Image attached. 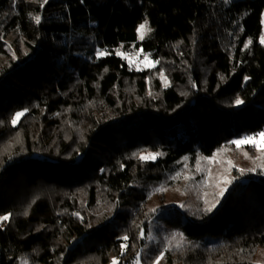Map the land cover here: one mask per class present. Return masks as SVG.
Returning a JSON list of instances; mask_svg holds the SVG:
<instances>
[{"label":"trees","instance_id":"16d2710c","mask_svg":"<svg viewBox=\"0 0 264 264\" xmlns=\"http://www.w3.org/2000/svg\"><path fill=\"white\" fill-rule=\"evenodd\" d=\"M263 15L264 0H0V264H264V170L235 169L223 197L179 176L264 130Z\"/></svg>","mask_w":264,"mask_h":264},{"label":"rangeland","instance_id":"374dc122","mask_svg":"<svg viewBox=\"0 0 264 264\" xmlns=\"http://www.w3.org/2000/svg\"><path fill=\"white\" fill-rule=\"evenodd\" d=\"M263 25H264V15H263ZM262 36H264V29ZM123 54L125 55V52ZM138 57L139 59L137 58L135 60L136 63H138V66L151 68L147 66V62L151 60H149L148 58H143V56L141 55H138ZM162 74H163V78H162ZM160 76L163 87L170 85V79L165 75V72L160 73ZM262 132H264V130ZM262 143H264V141H262ZM149 154L151 153H145L144 155L146 156ZM208 161L203 162L201 164L198 163L196 167L198 170L196 171V173L195 172L191 173L190 171H184L182 174H179L182 180L181 183H186V181L190 182L191 180L193 181L196 177L199 176L198 174L200 172H204L205 174H208L206 180L207 183L210 184L209 192L211 194L215 193L219 195L220 189L222 187H227L228 189V187L230 186V184L225 185L223 181L232 180L235 169L239 170L242 168L244 169V172H249V169H255V171L264 170V159H262L261 151L258 150L257 148L252 147L250 144H245L240 147H237L235 144L234 146H224L221 149H219L213 157L209 158ZM229 161L231 162V165L229 164ZM203 169H205V171H202ZM179 191L180 190H173L172 194L178 195ZM153 236L154 234L152 233L149 235V238L151 239L153 238ZM138 260H139V264H143V262L140 259ZM258 260H260V262L264 261L263 250L259 251ZM134 264H137V261Z\"/></svg>","mask_w":264,"mask_h":264},{"label":"snow or ice","instance_id":"6c2138e0","mask_svg":"<svg viewBox=\"0 0 264 264\" xmlns=\"http://www.w3.org/2000/svg\"><path fill=\"white\" fill-rule=\"evenodd\" d=\"M43 3H47V0H43ZM41 6H43V4H41ZM32 19L35 21V23L37 25H39L41 23V16L40 15H35L34 17H32ZM138 31L141 33V39L144 38V33L146 31H151V29L149 28L148 26V22L147 20H145L144 23L140 24L139 25V28H138ZM260 43L261 44H264V36H261L260 37ZM248 44H252V41L249 40L248 41ZM118 55H124L123 53H117ZM97 56H104L106 55L105 52L103 51H98L96 53ZM124 58H128L127 56H125ZM156 63H159V61H155V62H152V61H149L147 62V66L148 67H154ZM139 70V69H138ZM162 78H163V74H162ZM166 79V78H165ZM247 79V78H246ZM244 103V101L242 99H240L239 97L236 98L235 100V104L237 106L239 105H242ZM27 112V109L23 110V111H19V112H16L12 118V121L11 123L15 126L21 117H23L25 115V113ZM262 141H264V132H260L258 133L257 135H253V136H245L243 139H238V140H234L232 141L233 144H235L237 147H240L242 145H245V144H250L252 147L254 148H257L258 150L261 151V154H262V159H264V143H262ZM160 155L158 153H151L149 155H141L139 158L141 160H148V159H156L157 156ZM229 164L231 165V162L229 161ZM239 171L241 172V174L244 173V169H239ZM249 171H255V169H249ZM223 183L225 185H228V184H231L232 181L231 180H224ZM227 191V187H222L220 189V192H219V197H223L224 193ZM209 202L207 200H205V204H208ZM219 203V199L216 200L215 203H212L210 207L206 208L205 211L206 212H211L215 207H216V204ZM181 207H183V205H181ZM153 211H155V209H153ZM12 214L11 213H8V214H5V215H2L0 216V227L3 226V222L5 221H9L10 218H11ZM182 235V234H181ZM122 239L124 241H127L128 240V237L127 236H124L122 237ZM179 247V245H177ZM125 250L127 249V245H123L122 246ZM163 257L160 256L157 258V261H156V264H159V260L162 259ZM112 264H119V259L118 258H113L112 260ZM137 264H139V260H137Z\"/></svg>","mask_w":264,"mask_h":264}]
</instances>
